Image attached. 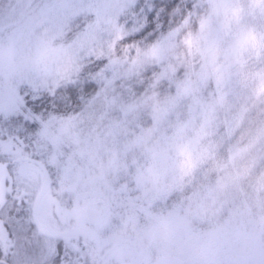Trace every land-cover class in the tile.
<instances>
[{
	"label": "rangeland",
	"instance_id": "374dc122",
	"mask_svg": "<svg viewBox=\"0 0 264 264\" xmlns=\"http://www.w3.org/2000/svg\"><path fill=\"white\" fill-rule=\"evenodd\" d=\"M135 1L114 0L115 11L101 15L94 0H0V42L23 37L30 29L37 34L48 30L56 37L53 46L69 48L75 60L74 72L64 78L36 74L0 83V123L16 121L29 108L46 123L51 120L46 134L21 135L16 142L24 157L43 161L38 177L13 172L14 180H22L20 193L27 192L23 203L15 201L21 215H29L28 201H34L43 178L49 180L43 196L45 221L12 241L16 247L11 252L30 264H158L163 245L150 236L161 221L177 211L183 216L199 202L224 166L230 171L235 167L232 175L239 187L224 198L219 215L182 222L173 247L182 252L183 264H192L199 251L204 253L200 264H215L221 248L218 226L233 213L250 209L255 219L264 211V139L244 160H233L237 145L254 142L250 129L264 123V105L251 107L246 101L255 87V73L264 70V59H252L222 85L210 78L195 89L188 87L195 79L192 71L179 66L173 73L163 62L134 91L128 84L138 72L130 70L135 54L117 51L115 43L126 28L121 11ZM184 21L148 44L170 38ZM241 22L264 31V19L245 15ZM199 70L197 63L194 71ZM80 77L90 79L92 89L78 96V104L72 105L73 97L68 104V91L61 84ZM59 85L62 105L53 101ZM183 126L198 134L189 133L190 154L174 147L173 137ZM0 190L7 193L10 187ZM4 209L16 215L11 196ZM42 225L65 233L46 234ZM59 237L71 242L67 249L61 245L57 256L47 245Z\"/></svg>",
	"mask_w": 264,
	"mask_h": 264
},
{
	"label": "clouds",
	"instance_id": "9594fccd",
	"mask_svg": "<svg viewBox=\"0 0 264 264\" xmlns=\"http://www.w3.org/2000/svg\"><path fill=\"white\" fill-rule=\"evenodd\" d=\"M94 3L101 15L115 11L114 0H94ZM244 5L245 0H197L196 11L185 17L174 35L136 49L130 70L139 71L148 65L167 62L173 73L179 66L193 72L195 79L188 82L189 88L195 89L210 78L222 85L235 70L243 72L252 59H264V31L241 22L245 15L264 19V0H247V8ZM55 38L48 30L37 34L30 29L23 37L0 42V83L8 85L36 74L59 75L61 78L71 75L75 70L74 55L69 48L53 46ZM197 63H200L198 72L194 71ZM254 79L255 87L246 101L251 107H258L264 105V70L256 72ZM248 110L249 107H245V111ZM190 132L198 135L190 126H183L173 137L174 147L181 154H190L193 146ZM250 132L255 134L254 142L237 145L234 161L244 160L255 143L264 139V123ZM219 172L222 175L199 202H193L184 210L183 216L177 211L172 218L161 221L150 236L152 240L159 239L163 245L158 264H183L182 252L173 247L182 222L191 216L211 218L219 215L224 198L239 187V180L232 175L235 167L230 171L224 166ZM257 207H262L259 200ZM216 239L221 248L215 264H264V211L255 219L251 218L250 209L247 213H233L218 226ZM203 257V251L197 252L192 257V264H200Z\"/></svg>",
	"mask_w": 264,
	"mask_h": 264
},
{
	"label": "snow or ice",
	"instance_id": "6c2138e0",
	"mask_svg": "<svg viewBox=\"0 0 264 264\" xmlns=\"http://www.w3.org/2000/svg\"><path fill=\"white\" fill-rule=\"evenodd\" d=\"M178 2L179 0H171L170 4L161 5L157 0H136L125 25L129 30L128 36L121 37L120 42L134 45L137 40L146 37L155 29L154 21L158 19L161 7L174 8ZM50 124L51 120L46 123L40 117L39 112L33 108H29L27 113L22 114L16 121L8 120L0 123V171L3 173V179H0V189L10 187L7 193L0 190V228L3 229L0 233V264H30L27 260L19 259L18 253L11 252V249L16 247L12 241L14 238L19 240L23 233L36 228L45 221L46 204L43 196L47 186L42 188L41 198L35 202L28 201L29 215L27 217L21 215V210L15 207V201L20 200L23 203L27 192L20 193L22 180H14L13 172H16L18 177H38L43 161L24 157L17 148L16 142L21 135L30 138L33 135L46 134ZM9 196L13 201L16 215L4 209ZM70 242V237L55 238L47 245V251L58 256L61 245L67 249ZM9 256L12 257L11 261H9ZM61 264H63L62 261Z\"/></svg>",
	"mask_w": 264,
	"mask_h": 264
},
{
	"label": "trees",
	"instance_id": "16d2710c",
	"mask_svg": "<svg viewBox=\"0 0 264 264\" xmlns=\"http://www.w3.org/2000/svg\"><path fill=\"white\" fill-rule=\"evenodd\" d=\"M157 2L161 5L163 4H170L171 0H157ZM136 3V1L131 5V6H126L120 14V19L121 21L126 25L127 19L130 18V12L132 10V6ZM194 5H196L195 0H179L178 4L174 8H164L161 7V12L158 16V19L154 21L156 23L155 29H153L146 37L139 39L136 41L134 45H129V44H123L120 42L121 37H126L128 36V28H125V32L120 36L116 43H115V48L116 50H122L125 52V54L129 55H134L136 52V49L139 48H146L152 40L158 36L159 32L164 31L165 29L174 26L176 23L179 21H182L186 16L191 15L195 9ZM124 25V26H125ZM135 51V52H134ZM98 61L102 59V57H97ZM158 68L157 64H152L145 66L143 69L139 70L138 72H135L131 80L129 81L131 84H128L129 87L131 86L133 90L136 88L140 89L142 86V81L146 80L150 75L155 74L156 69ZM140 77V80H139ZM145 77V79H144ZM90 79L87 77H80L78 81H73L69 80L61 85L68 91V104H71V98L73 97L75 99V102H73L72 105L78 104V96L80 95H85V93H89V91L92 89ZM128 83V82H127ZM73 84H84L80 86H74ZM134 90V91H136ZM55 93L53 98L58 97L54 99V102H57V105H62L64 103V94L62 89H60V85L55 89ZM71 94L73 96H71Z\"/></svg>",
	"mask_w": 264,
	"mask_h": 264
},
{
	"label": "water",
	"instance_id": "95a60500",
	"mask_svg": "<svg viewBox=\"0 0 264 264\" xmlns=\"http://www.w3.org/2000/svg\"><path fill=\"white\" fill-rule=\"evenodd\" d=\"M48 183H49L48 177L45 176L43 178V180H42V183H41L40 188L38 189L37 193L35 194V197H34V201L33 202H35L38 198L41 197V190H42L43 187H45V185L48 186ZM42 231L44 233L50 234V235H54V234L56 235L58 233V231H56V230H49V229H43Z\"/></svg>",
	"mask_w": 264,
	"mask_h": 264
},
{
	"label": "flooded vegetation",
	"instance_id": "af4514ba",
	"mask_svg": "<svg viewBox=\"0 0 264 264\" xmlns=\"http://www.w3.org/2000/svg\"><path fill=\"white\" fill-rule=\"evenodd\" d=\"M0 179H3V173H2V171H1V173H0ZM43 229H48V228L42 225V226H41V231H42ZM42 232H43V231H42ZM63 233H65V230H62V232H58L57 235H60V234H63Z\"/></svg>",
	"mask_w": 264,
	"mask_h": 264
}]
</instances>
